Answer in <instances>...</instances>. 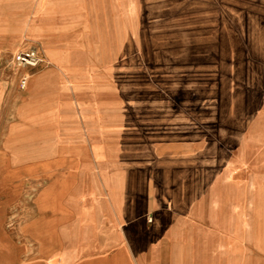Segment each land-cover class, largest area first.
I'll list each match as a JSON object with an SVG mask.
<instances>
[{"label": "crops", "instance_id": "0c3cea01", "mask_svg": "<svg viewBox=\"0 0 264 264\" xmlns=\"http://www.w3.org/2000/svg\"><path fill=\"white\" fill-rule=\"evenodd\" d=\"M128 4L0 0L6 46L46 62L0 114V264H264V104L230 144L127 139L107 80Z\"/></svg>", "mask_w": 264, "mask_h": 264}, {"label": "rangeland", "instance_id": "374dc122", "mask_svg": "<svg viewBox=\"0 0 264 264\" xmlns=\"http://www.w3.org/2000/svg\"><path fill=\"white\" fill-rule=\"evenodd\" d=\"M128 3L131 25L117 36L107 80L122 110L123 136L145 144L168 137L230 144L264 104V0ZM7 35L0 33V114L24 89L13 50L31 45L25 37L9 48Z\"/></svg>", "mask_w": 264, "mask_h": 264}, {"label": "built area", "instance_id": "2783aa9c", "mask_svg": "<svg viewBox=\"0 0 264 264\" xmlns=\"http://www.w3.org/2000/svg\"><path fill=\"white\" fill-rule=\"evenodd\" d=\"M12 66L16 70H20L24 67H39L43 62V55L37 47H28L16 51L12 54ZM27 83V76L22 75L18 81V86L20 89H23Z\"/></svg>", "mask_w": 264, "mask_h": 264}]
</instances>
